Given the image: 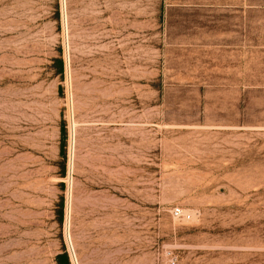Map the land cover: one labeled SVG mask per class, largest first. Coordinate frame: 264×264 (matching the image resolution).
<instances>
[{
  "label": "rangeland",
  "instance_id": "374dc122",
  "mask_svg": "<svg viewBox=\"0 0 264 264\" xmlns=\"http://www.w3.org/2000/svg\"><path fill=\"white\" fill-rule=\"evenodd\" d=\"M226 1L0 0V264H264V8Z\"/></svg>",
  "mask_w": 264,
  "mask_h": 264
},
{
  "label": "crops",
  "instance_id": "0c3cea01",
  "mask_svg": "<svg viewBox=\"0 0 264 264\" xmlns=\"http://www.w3.org/2000/svg\"><path fill=\"white\" fill-rule=\"evenodd\" d=\"M225 5L241 9L264 8V0H227Z\"/></svg>",
  "mask_w": 264,
  "mask_h": 264
},
{
  "label": "trees",
  "instance_id": "16d2710c",
  "mask_svg": "<svg viewBox=\"0 0 264 264\" xmlns=\"http://www.w3.org/2000/svg\"><path fill=\"white\" fill-rule=\"evenodd\" d=\"M57 62H59V70L61 71L63 68V61H62V59H59ZM65 133H66V129H65L64 124L62 123V125H61L62 137H61V144H60V153L61 154H64ZM56 261L58 264H71L70 259H69V255L66 251L58 254L56 256Z\"/></svg>",
  "mask_w": 264,
  "mask_h": 264
},
{
  "label": "built area",
  "instance_id": "2783aa9c",
  "mask_svg": "<svg viewBox=\"0 0 264 264\" xmlns=\"http://www.w3.org/2000/svg\"><path fill=\"white\" fill-rule=\"evenodd\" d=\"M173 215L178 219H190L191 215L189 213L184 212L183 209L177 207L173 209L172 211ZM168 260L170 264H176L178 261V256L175 255L173 252L168 251L167 252Z\"/></svg>",
  "mask_w": 264,
  "mask_h": 264
}]
</instances>
